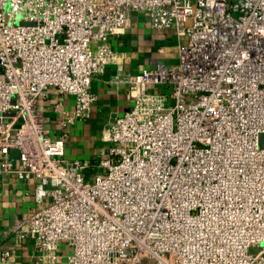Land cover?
I'll list each match as a JSON object with an SVG mask.
<instances>
[{"label":"built area","instance_id":"2783aa9c","mask_svg":"<svg viewBox=\"0 0 264 264\" xmlns=\"http://www.w3.org/2000/svg\"><path fill=\"white\" fill-rule=\"evenodd\" d=\"M132 12L174 29L176 61L115 75L130 107L68 159L39 98L72 97L63 129L89 118ZM261 137L264 0H0V177L34 183L15 231L42 264H264Z\"/></svg>","mask_w":264,"mask_h":264},{"label":"crops","instance_id":"0c3cea01","mask_svg":"<svg viewBox=\"0 0 264 264\" xmlns=\"http://www.w3.org/2000/svg\"><path fill=\"white\" fill-rule=\"evenodd\" d=\"M110 46L120 54L122 69L116 64L106 65L102 75L92 81L91 89L96 98L91 107L90 117L76 121L63 129L61 113L73 106L71 96H60L50 90L48 96L39 98L38 107L46 118V126L53 137L66 131L64 139L65 157L94 160L99 157L105 143L103 130L111 116L122 113L130 107L127 86L115 82V75H123L150 67L156 62L173 63L177 57V36L174 29H153L141 13L132 12L129 26L109 40ZM60 102V105H57ZM15 158V152H12ZM40 204L34 197V183L6 174L0 177V255L8 250L7 259L0 258V264H42L38 261V250L31 235L19 237L15 226L28 218ZM63 242L59 251H65Z\"/></svg>","mask_w":264,"mask_h":264},{"label":"rangeland","instance_id":"374dc122","mask_svg":"<svg viewBox=\"0 0 264 264\" xmlns=\"http://www.w3.org/2000/svg\"><path fill=\"white\" fill-rule=\"evenodd\" d=\"M263 138H264V137H261V142L263 141ZM93 158L96 159V157H93ZM259 249H260V247L250 248V251H251V252H257ZM67 252H68V250H65V251H64V253H67Z\"/></svg>","mask_w":264,"mask_h":264}]
</instances>
